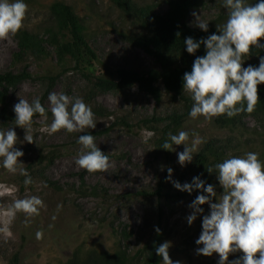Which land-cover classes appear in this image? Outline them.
<instances>
[{
    "label": "rangeland",
    "instance_id": "374dc122",
    "mask_svg": "<svg viewBox=\"0 0 264 264\" xmlns=\"http://www.w3.org/2000/svg\"><path fill=\"white\" fill-rule=\"evenodd\" d=\"M55 1L58 0H25L29 11L24 28L43 35L46 28L53 24L50 5ZM62 1L70 4L80 17L89 43L99 55V62H93L90 66L91 74L109 73L107 70L117 68L139 71L158 68L152 55L128 41L127 36L142 32V26L119 8L114 0ZM135 1L154 5L156 11L161 13L169 8L165 0ZM247 2L255 3L256 0ZM198 3L199 7L193 8L189 14L191 26L197 27L194 12L199 15V21L208 22L209 26L222 25L227 20L223 0H198ZM49 49L54 50L53 47ZM17 50V36L0 41V72L19 71L26 67L36 75L48 71L59 73L63 69L54 53L45 59L26 57L16 62L14 53ZM245 60V67L249 64L259 65V57ZM74 65L69 62L51 92L82 97L92 108L97 125L95 129H85L84 132L107 131L96 135L95 142L109 156L112 167L106 173L94 174L80 169L75 160L82 149V145L77 143L78 135L83 132L66 133L62 130L48 135L41 129L51 123L52 116H47L46 120L38 117L30 133L35 143L16 145L24 152L21 161L33 183L25 186L24 176L10 174L0 166V185L14 186L16 189L13 195L0 197V208H7L16 198L31 195L39 196L46 207L40 210V215L33 218L29 226L24 223V214L18 213L11 225V236L0 234V264H13L16 255L19 257L18 264H64L73 259L76 253L79 258L86 259L93 250L111 254L124 251L133 264H142L145 246L158 234L156 227L161 230L162 241L171 242L169 254L174 262L218 264L217 254L212 257L196 254V249L202 247L195 243L202 231V215H198L191 226L187 223V216L192 212L189 205L197 195L206 193L200 190H194L191 194L179 191L167 179L163 195H160V182L168 177L167 169L170 167L173 169L172 181L183 185L199 176L206 185L215 186L219 198L222 188L216 178L217 170L215 166L211 168V174L207 169L202 170L197 161L199 154L207 144H211L221 154V162L230 156H243L247 152H257L260 159L264 160V109L251 114L241 113L235 124L221 126L216 118L211 121L203 117L191 119L189 112L193 102L168 93L163 87L160 102L138 86L94 94L89 79ZM45 90L42 81L27 79L10 89L9 106L13 110L19 99L31 102L34 97L41 98ZM97 105L106 107L112 114H97ZM46 106L50 109L48 97ZM174 115L183 116L178 132L184 130L190 133L189 144L193 132L205 141L198 146V153H194L192 162L185 166L179 164L177 155L183 151V145H174L176 151L166 154L156 143L159 131L172 122ZM153 117L162 121L145 123L144 120ZM13 127L23 141L25 130L15 123L3 126L0 130ZM149 132L154 135L148 137ZM39 157L53 158L54 162L43 172L46 162ZM80 174H84L88 192L97 187V193H81ZM51 181L57 182L60 188H55L50 184ZM58 205L61 207L58 208ZM201 207L204 209L203 214L207 215L209 205ZM38 230L43 231V239H36ZM239 255L237 253L229 259Z\"/></svg>",
    "mask_w": 264,
    "mask_h": 264
},
{
    "label": "clouds",
    "instance_id": "9594fccd",
    "mask_svg": "<svg viewBox=\"0 0 264 264\" xmlns=\"http://www.w3.org/2000/svg\"><path fill=\"white\" fill-rule=\"evenodd\" d=\"M227 9V20L222 25H216L217 32L201 38L186 37V51L194 55L201 45L205 47L203 56H196L191 71L183 74V92H187L193 101L189 112L191 119L203 117L211 121L214 118L227 116L234 118L241 113L251 114L261 101L259 87L264 84V56H259V65L245 64V57L252 56V50H264V0L248 3L247 0H223ZM29 11L25 0H0V41H8L15 37L23 28L24 20ZM196 26L208 32L209 23L199 21L195 12ZM179 34V33H178ZM177 34V35H178ZM52 121L41 129L48 135L60 131L66 133L84 132L85 129H95L96 119L92 108L82 97H72L64 93L51 92L48 95ZM15 125L25 130L23 141L13 128L0 130V166L10 174L24 176L25 186L33 183L21 157L24 152L17 144L35 143L30 134L34 116L47 119V110L39 97L31 102L19 99L14 105ZM148 137L154 135L149 132ZM168 140L162 149L176 151L173 147L183 145L178 152V162L181 166L191 163L198 146L205 141L198 133L191 134L180 130L178 134L168 133ZM170 141V142H169ZM77 143L82 145L81 153L75 160L76 165L89 174L106 173L112 167L110 158L95 142L92 134H82ZM216 178L222 192L219 195L215 186L207 184L199 176L191 183L183 185L172 181V168H168L167 179L182 192L191 194L200 190L191 202L192 209L187 216L189 226L202 215V231L195 241L202 245L196 249L197 255L212 257L217 254L218 264H264V160L257 152H247L243 156H230L215 165ZM211 174L213 170L207 169ZM0 197L13 195L15 187L0 185ZM216 202H213V201ZM204 204L209 205V213L204 215ZM44 201L36 195L16 198L7 208H0V234L11 236V225L18 213L25 216L24 223L29 226L32 219L40 215L45 208ZM58 208L61 205L57 206ZM53 220L55 217L52 218ZM51 226V225H50ZM159 234L160 229L155 228ZM43 231L35 233L36 239H43ZM171 242L165 241L155 248V253L162 258V264H181L170 258ZM237 253L241 255L229 259Z\"/></svg>",
    "mask_w": 264,
    "mask_h": 264
},
{
    "label": "trees",
    "instance_id": "16d2710c",
    "mask_svg": "<svg viewBox=\"0 0 264 264\" xmlns=\"http://www.w3.org/2000/svg\"><path fill=\"white\" fill-rule=\"evenodd\" d=\"M114 1L119 8L133 17L142 26V32L127 36L128 41L152 55L158 64V68H152L147 71L117 68L115 70H107L109 73L91 74L90 66L93 62H99V55L89 43L85 33V26L70 4L62 0L55 1L50 5L53 24L46 28L43 35L36 34L27 28H23L16 35L18 50L14 53V61L21 62L26 57L45 59L51 57L54 53L58 59V64L63 69L59 73L48 71L45 74L36 75L26 67L19 71L0 72V87L2 89L0 91V128L15 123V113L9 106L8 93L10 89L16 88L27 79H38L45 84L46 90L40 99L42 105L47 110V116H52L50 109L46 106V99L56 86L61 73L66 70L69 62H73L75 64L74 68L82 72L89 79L93 86L92 90L94 94L98 92L126 90L138 86L141 91L152 95L160 102L163 87L168 93L180 96L191 103L193 102L190 95L187 92H183L182 77L185 72L191 71L196 56H203L205 54V47L201 45L200 49L192 55L186 51L184 40L190 36L198 41L212 33L219 34L214 25L209 26L208 32H204L189 24V14L193 8L199 7L198 0H165L169 5L165 13L156 11V6L154 5L141 4L135 0ZM49 47H53L54 50L52 51ZM259 56H264V50L253 48L251 57ZM258 87L261 101L257 104L255 110H263L264 84ZM95 112L102 116L112 114L110 113L111 111L102 105H97ZM38 117H40L39 114L34 116V122ZM237 118L238 115L234 118L221 116L216 118V120L219 125L228 127L235 124ZM171 120V123H168L159 131L156 141L158 148L166 154L170 151L162 149V145L169 139L168 133L177 134L183 122V116L174 115ZM144 121L145 123H158L162 119L159 120L153 117ZM105 132L107 131L83 132L78 137L82 134L96 136ZM39 158L45 159L46 162L43 172L54 162L53 158ZM221 160V154L214 150L211 144H207L197 158L198 166L202 170L214 167ZM80 175L82 176L81 193L83 195L97 193V187H93L88 192L83 178L84 174ZM166 182L167 177L160 182V189L158 190L160 195H163L162 191L166 188ZM50 184L55 188H60L57 182L51 181ZM162 243V236L159 233L145 246L142 264H161L162 258L156 255L155 248ZM18 258V255H16L13 264H18ZM64 264H133V262L124 251L111 254L109 252L93 250L87 255L86 259L79 258L76 253L73 259Z\"/></svg>",
    "mask_w": 264,
    "mask_h": 264
}]
</instances>
